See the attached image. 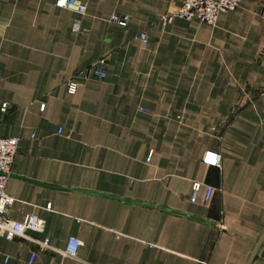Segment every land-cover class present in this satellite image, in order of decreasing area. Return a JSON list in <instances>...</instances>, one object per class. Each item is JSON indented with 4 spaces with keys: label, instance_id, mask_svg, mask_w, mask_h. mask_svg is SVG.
<instances>
[{
    "label": "crops",
    "instance_id": "1",
    "mask_svg": "<svg viewBox=\"0 0 264 264\" xmlns=\"http://www.w3.org/2000/svg\"><path fill=\"white\" fill-rule=\"evenodd\" d=\"M81 1L0 0V134L20 138L4 215L42 218L28 234L52 246L0 236V264H264V0L214 26H162L181 0ZM101 57L104 78L79 75Z\"/></svg>",
    "mask_w": 264,
    "mask_h": 264
},
{
    "label": "built area",
    "instance_id": "2",
    "mask_svg": "<svg viewBox=\"0 0 264 264\" xmlns=\"http://www.w3.org/2000/svg\"><path fill=\"white\" fill-rule=\"evenodd\" d=\"M240 2L241 0H181L176 10L173 13H165L160 16L159 22L162 26H165L173 19L179 18L186 21H199L214 26L220 13L236 9ZM55 5L63 9H71L79 15H84L86 11V6L81 0H55ZM112 19L120 25H126L128 21L126 15L119 16L114 14L112 15ZM72 29L75 32L82 31L79 20L73 23ZM138 38L144 44L146 42V33L141 32ZM105 62L106 59L101 57L92 67L80 71L79 75L102 79L106 76L103 68ZM65 84L69 93H74L76 91L78 84L74 79L71 78L66 80ZM41 108H43V105H41ZM8 109L9 103L0 99V113H4ZM140 111H145V109L140 108ZM19 141L20 138L18 136H3L0 134V236L7 240L20 237L39 245L41 248L52 249L47 237L39 240L28 234V231H44V220L42 218H39L35 214H30L26 215L21 220H13L4 215L6 209L13 202V197L5 191V185L10 174L13 157L18 149ZM201 160L208 165L220 166L221 156L217 151L206 150L202 154ZM200 185L201 183L199 181L192 183L191 199L196 197ZM211 190L212 186L207 184L205 188V198L209 197ZM49 207L50 203L47 204V208ZM81 245V240L71 236L68 238L63 252L67 256L75 257Z\"/></svg>",
    "mask_w": 264,
    "mask_h": 264
},
{
    "label": "water",
    "instance_id": "3",
    "mask_svg": "<svg viewBox=\"0 0 264 264\" xmlns=\"http://www.w3.org/2000/svg\"><path fill=\"white\" fill-rule=\"evenodd\" d=\"M163 209L169 211V212H172V213H176V214H183V215H186L184 213H180V212H177V211H174V210H170V209H167L166 207H162ZM186 216H189L195 220H198V221H201V222H204L205 220L201 217H197V216H193V215H186ZM264 237V234L262 235V237L259 239V242L262 240V238ZM259 242L258 244L256 245V247L259 245Z\"/></svg>",
    "mask_w": 264,
    "mask_h": 264
}]
</instances>
